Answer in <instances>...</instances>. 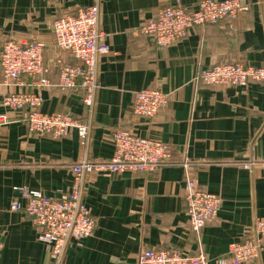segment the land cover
Wrapping results in <instances>:
<instances>
[{
  "label": "crops",
  "instance_id": "crops-1",
  "mask_svg": "<svg viewBox=\"0 0 264 264\" xmlns=\"http://www.w3.org/2000/svg\"><path fill=\"white\" fill-rule=\"evenodd\" d=\"M199 1L100 0L99 27L109 52L98 61V87L87 108L78 83L64 91L56 86L60 66L75 62L56 49L51 23L94 0H0V49L7 40L46 44L43 63L50 86L41 91L39 110L88 121L90 160L110 159L111 133L117 129L170 149V164L156 172L89 176L82 202L95 228L67 247L62 264H136L142 250L167 248L202 252L214 264L264 217V82L209 87L194 81L200 69L219 63L264 67V0H241L249 11L236 21L196 26L166 47L139 32L163 8L192 11ZM34 84L27 76L6 83L0 69V113L10 118L0 127V264L51 262L50 249L37 240L29 218L10 206L23 203L18 188L49 197L67 191L70 167L85 154L75 131L58 139L32 135L23 122L25 112L2 106L5 95L32 92ZM144 88L168 95L167 106L152 119L131 115L133 95ZM186 178L221 200L216 220L198 235L190 231L186 215ZM250 264H264V237L258 259Z\"/></svg>",
  "mask_w": 264,
  "mask_h": 264
},
{
  "label": "built area",
  "instance_id": "built-area-1",
  "mask_svg": "<svg viewBox=\"0 0 264 264\" xmlns=\"http://www.w3.org/2000/svg\"><path fill=\"white\" fill-rule=\"evenodd\" d=\"M99 6L100 0H94L93 4L79 8L74 15L57 17L51 23L56 49L67 52L75 62L60 66L56 86L64 91L75 88L78 83L82 103L87 108H92L98 87V61L109 52L106 35L99 27ZM248 11V4L241 0H201L192 11L175 5L160 10L155 18L141 26L139 32L152 37L158 47H166L185 38L196 26L233 22ZM45 50L46 44L40 40H7L2 44L0 69L4 82L18 83L22 76H27L33 78L35 84L32 92L5 95L1 104L9 111L25 112L23 122L30 134L58 139L75 131L85 150L83 158L70 167L72 184L67 191L49 197L38 190L18 188L23 203L15 200L10 206L12 211L26 214L36 230L37 240L49 247V264H62L67 247L90 236L95 228V221L82 202L89 176L95 173L156 172L170 164V149L157 140L117 129L111 133L113 152L110 159L90 160L87 148L91 125L88 121L83 122L67 113L46 114L39 110L41 91L50 86L46 78L49 68L43 63ZM194 81L209 87H245L249 83L264 82V67L240 62L219 63L200 69ZM167 103L168 95L158 88H144L133 95L131 115L152 119ZM9 122L7 114L0 113V127ZM186 163H182L185 168ZM184 203L189 229L198 235L205 225L216 220L221 200L186 178ZM262 237L264 217H259L253 222L249 235L243 241L232 243L228 253L215 258L214 264L254 262L260 254ZM136 264H210V260L202 252L188 255L172 248L148 249L139 253Z\"/></svg>",
  "mask_w": 264,
  "mask_h": 264
}]
</instances>
